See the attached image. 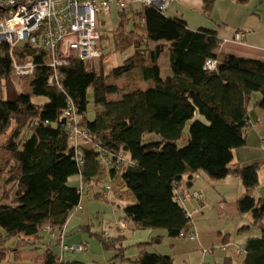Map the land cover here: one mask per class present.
<instances>
[{
	"label": "trees",
	"instance_id": "16d2710c",
	"mask_svg": "<svg viewBox=\"0 0 264 264\" xmlns=\"http://www.w3.org/2000/svg\"><path fill=\"white\" fill-rule=\"evenodd\" d=\"M215 2L203 0L206 18ZM165 12L141 7L138 20L127 28L125 10L117 12L121 34L114 49L129 52L122 64L106 71L103 53L97 63L70 59L59 71V88L47 82L51 70L44 65L46 54L25 43L15 47L12 57L18 64L33 61L38 66L31 75L18 76L8 45L0 43V137L13 126L0 156V179L6 176L0 194V263L13 250L6 246L8 240L16 237L25 243H17L13 259L22 264H83L53 252L61 242L50 238L45 227L63 230L81 201L79 188L68 184L70 177L77 176L88 188L98 186L93 199L104 197L102 178L107 170L109 179L117 174L109 163L121 154L126 163L119 167L118 175L135 198V204L123 207L125 229L130 223L133 230L162 229L168 238H180L181 232L193 228L194 221L177 203L175 191L186 188L190 192L199 176L211 181L236 176L243 187L236 211L251 218L250 225L239 232L262 227L259 237L246 241L242 264H264V201L254 197L259 166H229L233 150L245 146L250 128L245 105L251 91L247 85L258 88L261 98L253 107L264 111V61L228 55L221 51L215 31L191 30L183 19ZM166 51L168 75L163 77L159 60ZM207 60L217 62L215 71L204 69ZM128 75H136L146 87L123 90L111 80ZM22 80L28 82V102L19 101L17 85ZM89 88L93 91V121L85 116ZM115 95L118 97L111 98ZM69 100L78 108L80 124L91 142L77 146L81 164L73 159L75 147L64 128L62 114ZM192 119L188 135L183 136ZM25 131L29 137L21 147ZM183 138L186 144L179 147ZM115 229L118 234L113 237L99 235L100 242L104 249L118 250L117 257L122 258L124 237L120 232L125 229ZM162 238L137 243L140 253L132 264H175L169 255L147 252L146 245ZM22 247L30 251L43 247V252L26 259L19 254Z\"/></svg>",
	"mask_w": 264,
	"mask_h": 264
},
{
	"label": "rangeland",
	"instance_id": "374dc122",
	"mask_svg": "<svg viewBox=\"0 0 264 264\" xmlns=\"http://www.w3.org/2000/svg\"><path fill=\"white\" fill-rule=\"evenodd\" d=\"M255 2V3H254ZM253 2L254 7L260 8L261 12L264 14V0H255ZM175 6V4L173 5ZM221 6V5H220ZM141 10V6L138 4H127L125 8V13L123 14V20L127 22V27L132 26L133 21L138 20V13ZM171 13V10H168ZM167 12L166 15L169 13ZM120 17L117 14V11L114 9L111 11L109 15H100L99 20L101 21V33L102 38L100 41V47L102 49L104 57V67L105 70H109L113 67H118L122 64L124 58L129 54L126 52L121 54L119 52H115L114 44L117 42L118 36L121 34L120 29H118ZM121 20V19H120ZM22 42L21 45H23ZM168 61H169V53L166 51L163 53L159 60V65L161 68V73L165 74L168 72ZM95 63L98 60L93 61ZM112 81L117 84L119 88L129 89L132 87H140L145 88L146 84L140 81L136 75H128L125 78L119 79H111ZM18 92L20 94L19 101L21 102H28L29 98L25 95L27 94V86L28 82L21 81L18 82ZM92 88L87 90V110L85 116L88 121H93L95 116V108L93 104V93ZM119 95V94H118ZM118 95H115L111 98H116ZM32 102H43L44 99L42 98H30ZM254 100V99H253ZM200 118V121L205 122L206 120L204 117L197 115ZM195 119H197L195 117ZM189 120L184 128V134L188 135V129L192 122L195 120ZM13 126L5 132V134L1 135L0 137V156L4 152V146L9 138V135L12 131ZM29 137V132L25 131L21 137V147L24 141ZM186 144V140L179 141L178 146L182 147ZM240 149V148H239ZM237 150V149H234ZM233 150V151H234ZM257 164L259 166L258 175H259V187L254 192V197L263 198L264 201V158L260 160ZM229 165H233L232 161ZM102 180L104 179V183H111L112 187L111 190L105 194L104 197L101 199H93L91 195L98 190V186L91 187L86 189L83 194L81 195L80 211H74L73 214L67 220L64 232L65 236L63 239V244L67 246H82L83 251H71V252H63L61 253L60 246H55L52 248L53 252L60 254L63 256V259L66 261H76L83 264H132V262L137 258L138 254L140 253V249L137 246V243H145L151 241L153 237H163L159 242L153 241V243L146 245L147 252L161 254V255H169L174 256L175 261L178 263H183L188 261L186 257L188 253L192 252L195 248L194 243H190L188 241H184L183 238H168L166 231L162 229H154V230H133L131 228V224L129 223V227L125 230H122L120 234L124 237L122 240V247L124 257H117L119 253L118 250L113 248L104 249L101 242L99 235L103 236L104 232H107L110 237L117 235L116 232V224L119 222H124V213L123 207L128 202L127 196L122 195L125 192L124 186L121 183L120 177L118 175L112 176L109 179L108 170L105 172ZM225 180V181H224ZM6 182V176H3L0 179V194ZM193 186L195 185V189H199L203 195H206V202L209 203L206 206L205 211L203 212V216L197 215L194 217V226L199 228V225L202 227H209L210 229L213 227L216 228H230L232 223V218L223 219L222 215H228L225 211L220 210L222 206L225 207V210L230 209L233 207L236 210V203L233 197L237 195L239 191L237 190V182L240 185L241 190L243 189L241 181L236 176H228L227 179H223L221 181H211L204 176L196 177L193 181ZM223 182V183H221ZM68 184L72 187L79 188L80 182L77 176H72L68 180ZM100 187V186H99ZM119 191L121 199H116L113 197L114 190ZM191 189V187H189ZM193 190L191 189L190 192ZM222 198L225 199L224 202H220L222 206L219 207L218 198L221 200ZM228 195V196H226ZM210 197V198H209ZM236 199V198H235ZM233 201V204H230ZM196 202V201H192ZM190 203L187 204V208H190ZM200 208V207H199ZM222 213V215L220 214ZM249 220L250 222V215L244 217ZM194 227V229H195ZM251 230L253 226H250ZM254 230V229H253ZM197 231V229H195ZM235 237V235H234ZM17 243L24 244V240L22 238L12 237L8 240L6 246L9 249H13L9 251L7 258L3 260L0 264H22L20 261L14 260L15 256V249L17 247ZM43 252V247L36 251H30L28 248L22 247L20 249V254L26 258H29L31 255L35 257L37 254L41 255ZM32 253V254H30ZM216 259H221L223 257L220 254V251H215L214 253ZM213 260L211 255L206 257V261ZM205 261V262H206ZM193 264V263H192ZM238 264V259L235 258V263Z\"/></svg>",
	"mask_w": 264,
	"mask_h": 264
},
{
	"label": "built area",
	"instance_id": "2783aa9c",
	"mask_svg": "<svg viewBox=\"0 0 264 264\" xmlns=\"http://www.w3.org/2000/svg\"><path fill=\"white\" fill-rule=\"evenodd\" d=\"M171 0H0V43L9 47V55L12 67L16 75H31L38 67L33 61L18 64L12 57V50L24 42L48 57L44 65L51 70L48 84L58 88L61 85L60 69L65 67L70 59L80 61H94L101 57L102 49L100 41L102 38L101 21L99 16L109 15L114 9L117 12L125 10L127 4H138L141 7L151 8L157 12H164ZM242 33L235 34L232 43L241 44ZM204 69L215 71L217 62L207 60ZM65 120L66 133L69 142L75 147L74 161L82 163V155L78 145L91 143L88 141V132L80 124L78 108L68 101L62 114ZM126 163L121 154L109 165L116 169L118 175L119 167ZM80 181V193L89 187ZM101 187V186H100ZM99 187V188H100ZM111 183L103 186L102 192L107 194L111 190ZM177 203L185 209L186 216L191 220L199 214V208L189 209L187 204L199 201V193L189 192L186 188H178L175 191ZM80 203L74 211H80ZM126 221L119 222L116 227L125 229ZM45 233L52 239L60 240L61 253L71 251H83L82 246H67L63 244L65 236L63 230H53L50 226L45 227ZM103 237L109 234L104 232ZM180 238L197 241L198 234L193 228L187 232H181Z\"/></svg>",
	"mask_w": 264,
	"mask_h": 264
},
{
	"label": "crops",
	"instance_id": "0c3cea01",
	"mask_svg": "<svg viewBox=\"0 0 264 264\" xmlns=\"http://www.w3.org/2000/svg\"><path fill=\"white\" fill-rule=\"evenodd\" d=\"M254 1L248 0L245 3H241L238 0H216L210 17L206 18L202 12L203 0H171L165 13L167 14L168 10H171V13L168 12L169 14L167 16L183 19L187 27L191 30L204 28L215 31L217 38L220 40L221 51L228 55L264 61V14L260 8L253 6ZM174 4L175 6H173ZM238 32H241L243 35L242 43L234 44L232 40ZM166 75H168V72L162 76L164 77ZM246 87L251 91L245 105L250 128L246 135L245 146L233 151V165H229L233 169L246 165L259 164L258 162L264 158V111L258 107H253L261 98V94L255 86L247 85ZM121 183L123 185L122 180ZM182 186H185L184 182ZM191 189L198 192L201 195V199L196 202H191L189 209L200 207V213L198 215L202 217L206 209L205 205L209 204L206 202V195H203L199 189H195V185H192ZM237 190L239 192L232 198L235 202L243 193V189L241 190L238 182ZM219 194L222 198L221 193ZM122 195L127 196V203L135 204V198L128 190L125 189ZM113 197L121 199L117 188L114 190ZM258 198H261V196L259 195ZM224 200L223 198L221 200L218 198L217 202L219 207L222 206L220 202H224ZM230 204H233V201ZM220 210L228 213V215H222L220 212L223 219H226L225 221L233 216L231 227H212L210 229L209 227L204 228L200 225L199 228L194 226L197 229L198 240L189 241L184 239V241L194 243V249L196 250L188 253L186 256L188 261L181 264H234L235 258L238 259V264H242L246 241L248 238L259 237L262 227L257 225L253 226L254 230H251L250 227L246 232H239L241 227L250 225L249 220L244 218L247 215L249 216V214H239L233 207L225 210V207L222 206ZM198 215L197 218L199 217ZM215 251H220V254L223 255L220 260L215 258ZM208 255H211L213 260L206 261ZM21 257L24 256L21 255ZM30 257L33 258L32 255ZM171 257L175 264H180L175 261L174 256Z\"/></svg>",
	"mask_w": 264,
	"mask_h": 264
}]
</instances>
